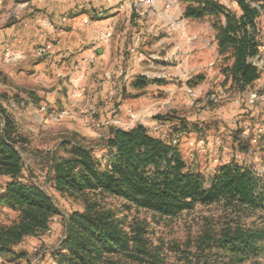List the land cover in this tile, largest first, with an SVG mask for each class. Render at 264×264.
I'll list each match as a JSON object with an SVG mask.
<instances>
[{"label": "trees", "instance_id": "16d2710c", "mask_svg": "<svg viewBox=\"0 0 264 264\" xmlns=\"http://www.w3.org/2000/svg\"><path fill=\"white\" fill-rule=\"evenodd\" d=\"M232 1L239 13L216 0H185L183 17L209 19L222 88L242 95L262 76L255 59L261 57L264 47L260 28L264 0ZM203 79L195 76L188 86L195 88ZM151 83L155 82L140 78L132 86L142 90ZM157 120L165 123L166 119ZM188 131L185 123L173 128L172 137L155 136L143 125L114 127L100 156L80 142L63 141L60 149L66 158L51 155L47 181L63 197L80 203L82 210L64 219L59 245L65 242L52 251L53 263L259 264L264 256V186L252 167L235 161L220 167L209 180L195 173L178 146V138ZM29 147L28 139L19 134L16 119L0 102V180H5L0 188L3 264L29 262L28 254L16 248L49 231L51 237L55 219L61 216L55 202L28 172L23 154L30 153ZM110 199L119 201L120 207L110 206ZM197 205H218L226 217L204 219L196 233L166 240L157 236L151 222L128 216L135 209L147 212L154 221L173 220ZM2 211L15 217L5 223ZM258 214L261 224L246 225L232 218Z\"/></svg>", "mask_w": 264, "mask_h": 264}, {"label": "rangeland", "instance_id": "374dc122", "mask_svg": "<svg viewBox=\"0 0 264 264\" xmlns=\"http://www.w3.org/2000/svg\"><path fill=\"white\" fill-rule=\"evenodd\" d=\"M216 1L239 13L237 4L232 0ZM185 6V0H133V7L128 10L136 16V23L132 24L137 30L135 38L140 36L142 41L140 47L133 49L131 53L142 58L141 64H146L149 68L139 70L127 81L120 83L126 90L122 97L115 89L108 91V85H104L103 81L101 85L96 83L94 86L93 82L83 79L80 86L81 96L73 98L69 81L52 80L50 83L46 81L50 74L47 71L40 74L39 71V74L35 75L32 63L25 65L27 71L16 82L8 81L0 73V102L16 119L19 134L29 141L30 153L23 154L28 172L38 180L61 213L52 226L53 237L48 233L41 238L27 239L24 245L17 249L26 252L30 260L20 264H54L51 254L60 246L59 242L63 238L64 219H67L71 212L82 210L80 203L63 197L48 183L51 155L66 158L60 144L63 141L75 140L94 149L95 154L100 156V148L110 129L118 128L113 125L114 121H120L129 128L143 125L155 136H171L174 127L185 123L189 131L180 139L177 137L178 146L184 160L195 173L209 180L220 167L235 161L237 164L252 167L259 177L260 184L264 186V133L258 132V125L261 123L264 126V122L254 119L255 109L251 105L247 106V103L243 102L240 106L234 102L242 95L246 97L252 88L242 95L234 89L227 91V94L222 88L223 76L217 64L215 32L209 19H185ZM260 28L264 42V15ZM133 38L130 35L129 42L132 43ZM49 41L54 48L56 40L52 38L47 42ZM125 55L130 56V53ZM255 64L263 74L264 47L261 57L255 59ZM20 65L21 63L5 66L17 70ZM139 72L148 73L151 78L148 80L155 82L149 84L142 92L133 90L131 86L134 82L131 79L138 78ZM195 76H203L204 79L195 88H191L188 82ZM53 84L60 87V97L51 104L45 100L46 96L38 95L35 89L49 93L54 89ZM186 88L197 92L198 103L203 108L200 112L191 104V97ZM261 92L264 93V90ZM213 94L222 96L215 105L209 102V97ZM43 107L47 111H41ZM91 107L96 111L94 118L88 113ZM128 110L138 115L137 121L129 119ZM60 111H68L69 116L57 122L53 115ZM159 117L165 118V123L157 120ZM196 126L200 131H196ZM4 184L5 180H0V188ZM108 204L119 207L121 205L119 201L111 199ZM128 216L130 220L138 217L151 222L157 236L166 240L181 239L189 231L196 233L204 219L218 220L226 217L218 205H197L190 212H185L173 220L154 221L147 212L135 209H132ZM14 217L13 213L2 211L3 222L8 223ZM232 218L239 219L246 225L261 224L260 214L249 218L232 215ZM259 264H264V256L259 259Z\"/></svg>", "mask_w": 264, "mask_h": 264}, {"label": "crops", "instance_id": "0c3cea01", "mask_svg": "<svg viewBox=\"0 0 264 264\" xmlns=\"http://www.w3.org/2000/svg\"><path fill=\"white\" fill-rule=\"evenodd\" d=\"M100 12L104 14L102 18L99 17ZM44 21L53 22L55 29L43 27ZM87 21L89 23L86 24ZM133 23H136L135 14L129 10H119L117 0H0V73L8 81L16 82L27 71L25 65L32 63L35 75H38L39 71L40 74L42 71L50 74L49 78H46L50 83L52 80L67 82L82 75L85 81L93 82L94 86L96 83L101 85L103 81L104 85H108V91L115 89L122 97L126 90L120 83L127 81L139 70L149 68L146 64H141L142 58L131 53L137 32ZM108 29H113V39L106 45L98 44L96 32ZM130 35L134 37L132 43L129 42ZM52 38L57 43L53 51L37 59L36 48ZM215 47L217 49L216 41ZM7 49L22 52L26 56V60L17 70L5 66L2 62L3 53ZM93 53H96V62L86 65L84 60ZM126 53H130V56H126ZM121 72L125 73L126 77H123ZM139 75L147 80L151 79L148 73L139 72ZM139 77L132 78L131 81ZM52 87L54 89L49 93L41 89L35 91L40 96H46L45 100L52 104L60 97V87L55 84ZM133 90L142 92L146 88ZM252 90H264V73ZM234 102L240 106L243 104L238 100ZM252 107L255 109L254 119L264 122V104ZM260 124L258 126L264 128L263 124ZM22 245L24 243L16 249Z\"/></svg>", "mask_w": 264, "mask_h": 264}, {"label": "built area", "instance_id": "2783aa9c", "mask_svg": "<svg viewBox=\"0 0 264 264\" xmlns=\"http://www.w3.org/2000/svg\"><path fill=\"white\" fill-rule=\"evenodd\" d=\"M42 1H47V0H42ZM117 1H118V8L121 11L131 9V7H133V0H117ZM149 1L151 2L152 0H149ZM103 16H104L103 12H100L99 17L102 18ZM87 23H89V22L87 21L86 24ZM43 27L48 28L50 30H54L55 24L53 22H50V21H44ZM113 36H114L113 29H108L106 31L96 32L97 42H98V44H101V45L108 44L113 39ZM135 39L136 40L134 41L133 49L137 50L140 47L142 40H141L140 36L136 37ZM52 51H53L52 42L51 41L46 42L45 44L40 45L36 48L35 57L36 58H43L44 56L50 54ZM258 58H256V60ZM25 59H26V56L22 52H13L10 50H6L3 53L2 62L5 65L13 66V65H18V64L24 62ZM95 62H96V53H93L90 57H88L84 60V63L86 65H93ZM121 75L123 77H126V74L123 72H121ZM82 79H83L82 76L79 75V76L69 80L70 85L72 87L71 96L73 98H78L82 94V91L80 88ZM186 89H187L188 93L190 94L191 101H192L191 104L194 107H196L198 109V111L200 112L203 108H202V105L198 103L197 92L194 89H190V88H186ZM241 97H239L238 102H245V103H247V105L257 106V105L264 104V93L261 91H258V90L249 91L246 97L245 96H241ZM221 98H222L221 95L213 94L209 97V102H210V104L215 105V104L219 103ZM207 109H208V107H207ZM41 111L45 112V111H47V109L45 107H43L41 109ZM88 113H89L91 118H94L96 115V111L93 107H91L88 110ZM127 115L129 117V119L133 122L138 120V115L131 110L127 111ZM68 116H69L68 111H60L59 113H56L55 115H53L54 120L57 122L62 121L63 119H65ZM112 123H113V125H116V127L120 128V129H130L128 126L125 127L124 124H122L120 121H114ZM123 127H125V128H123ZM258 132L260 134H263L264 129L260 128L258 130ZM174 144H176L175 141H174ZM0 264H3V261L1 258H0Z\"/></svg>", "mask_w": 264, "mask_h": 264}, {"label": "water", "instance_id": "95a60500", "mask_svg": "<svg viewBox=\"0 0 264 264\" xmlns=\"http://www.w3.org/2000/svg\"><path fill=\"white\" fill-rule=\"evenodd\" d=\"M66 225H67L66 234L68 235L69 234V223L67 222ZM64 242H65V240H62V242L60 243V246H62L64 244Z\"/></svg>", "mask_w": 264, "mask_h": 264}]
</instances>
